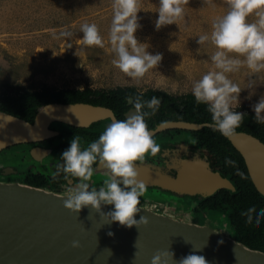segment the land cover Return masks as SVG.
Wrapping results in <instances>:
<instances>
[{
	"label": "water",
	"instance_id": "water-1",
	"mask_svg": "<svg viewBox=\"0 0 264 264\" xmlns=\"http://www.w3.org/2000/svg\"><path fill=\"white\" fill-rule=\"evenodd\" d=\"M106 116L115 118L111 108L82 101L46 103L33 122L0 109V150L10 144L35 141L55 133L49 127L53 119L89 125ZM8 117L14 120L9 121ZM204 124L172 122L160 125L152 133L166 126L198 128ZM230 139L244 155L254 183L264 195V143L245 132H236ZM136 166L140 171L148 169L157 176L141 173L139 179L146 184H163L204 194L222 186L232 187L228 178L211 170L206 162L204 176L192 179L187 186L181 185V181L189 177L187 167L180 169L175 177L145 164ZM159 177L164 178L163 181ZM166 179L179 182L171 184ZM65 193L66 190L0 179V264H151L158 250L173 252L172 264H178L181 258L193 252L203 255L208 264H264L263 250L250 247L210 224L140 204L141 212L135 218L144 216L148 223L129 228L110 222L108 217L90 207L79 213L67 209ZM113 209V205L102 206L105 213ZM74 240L79 241V247H72Z\"/></svg>",
	"mask_w": 264,
	"mask_h": 264
},
{
	"label": "clouds",
	"instance_id": "clouds-1",
	"mask_svg": "<svg viewBox=\"0 0 264 264\" xmlns=\"http://www.w3.org/2000/svg\"><path fill=\"white\" fill-rule=\"evenodd\" d=\"M225 3L228 10L213 20L211 33L198 36L200 46L210 43L215 47L210 56L214 67L193 82L191 92L198 104L207 106L213 130L231 138L243 123L245 113L234 110V106L240 104L242 88L229 78V74L245 67L250 76L264 71V0H225ZM188 4L189 0H159L156 29L177 24L184 17V7ZM205 4L215 7L213 0H205ZM111 6L113 15L108 42L116 57L112 63L127 77L141 80L150 69L157 67L162 54L149 53L148 45L139 42L135 36L141 27L138 17L140 0H112ZM251 16L256 17L254 22L249 21ZM80 31L85 46L105 47L97 24L83 23ZM61 35L70 36L71 33L63 32ZM253 85L250 83L248 87ZM160 103L156 96L148 101L135 97L132 99L135 111L125 119H112L99 138L86 148H81L78 136L73 137L70 147L60 157L62 165L58 166L65 179L69 175L79 179V183L66 189L64 206L67 209L79 213L83 208L90 207L101 216L108 217L110 222L129 228L148 223L144 216L138 220L135 218L141 212L140 198L147 189L146 183L139 179L136 164H143L147 155L156 156L160 152V146L146 122V117L155 115ZM145 108L149 111H144ZM253 111L256 123L264 124V96L253 105ZM8 120L14 118L8 117ZM225 163L235 164L231 159H226ZM96 164L105 170L107 177L99 189L89 183L95 171L93 165ZM104 205H113L114 209L105 213L102 210ZM241 215L246 217L248 224L255 219L256 226H259L264 218V209L257 212L255 207H251ZM109 235L113 233L109 232ZM72 247H79V241H72ZM135 256L138 257L139 253L136 252ZM173 257L174 253L169 250H158L151 264H172ZM178 264H208V261L203 255L193 252L181 258Z\"/></svg>",
	"mask_w": 264,
	"mask_h": 264
},
{
	"label": "rangeland",
	"instance_id": "rangeland-1",
	"mask_svg": "<svg viewBox=\"0 0 264 264\" xmlns=\"http://www.w3.org/2000/svg\"><path fill=\"white\" fill-rule=\"evenodd\" d=\"M213 3L214 8L206 5L205 0H189L185 15L177 24L157 30L159 0H140L141 27L135 36L148 45L149 53L162 54V60L143 79L133 80L112 63L116 58L108 42L112 0H0V98L25 90H109L126 85L139 90H165L178 96L192 93L193 82L214 67L210 56L216 50L210 43L200 46L198 36L210 34L213 20L228 10L225 0ZM255 19L249 17L250 22ZM83 23L98 25L104 48L83 44ZM63 32L71 35H61ZM229 78L242 88L240 104L234 109L253 110V105L264 96V71L250 76L245 67L229 74ZM250 83L254 84L251 88ZM140 200V204L151 201L143 196ZM168 209L179 217L198 222L196 216L201 223L223 230V218L217 213L195 211L192 205L185 211Z\"/></svg>",
	"mask_w": 264,
	"mask_h": 264
},
{
	"label": "flooded vegetation",
	"instance_id": "flooded-vegetation-1",
	"mask_svg": "<svg viewBox=\"0 0 264 264\" xmlns=\"http://www.w3.org/2000/svg\"><path fill=\"white\" fill-rule=\"evenodd\" d=\"M140 92H146V90H140ZM166 93H168V96H164L163 94L157 96L161 103L155 115L146 117V122L151 133L160 125L172 122L188 121L205 124L198 128L166 126L152 133L154 140L160 146V152L156 156L147 155V159H145L143 164L156 171L177 177L180 169L184 167L188 168V166L192 165L190 162L194 163L196 161L198 170L201 167L203 168L204 162H206L211 170L217 171L223 177L228 178L232 183V187L222 186L211 193L204 194L201 192L192 193L187 189L180 190V188L166 187L163 184H146L147 189L143 197L144 199L151 200L148 203L149 205L160 210L169 211L168 208H170L174 211H185L192 205V210L195 211L217 213L223 218V224L220 227L238 239L232 228V220H234L233 216L239 213L238 210L241 209V200L239 201V199L242 197L243 185L250 182L256 187L247 161L230 138L224 137L220 132L213 129L207 130L208 127H211V121L191 119L193 116L187 113L188 111L184 107V104L181 103L180 97L168 91ZM101 94L93 92L91 96L97 98ZM171 96L175 97V99H172ZM134 98L135 96H127L125 102L115 104L116 108L100 103H88L109 107L113 110L115 119H125L128 114L135 111L132 105V99ZM51 102L68 103L79 102V100L42 102L30 117L9 110L5 111L33 122L38 110L46 103ZM144 111L149 110L145 108ZM112 119L114 118L110 116L101 117L92 121L89 125H74L60 119L51 120L49 127L55 133L35 141L10 144L0 150V177L3 175L7 176V179H0L22 181L30 184L37 183V185L56 191H64L68 187L74 186L76 183H79L78 178L69 175L65 179V174L62 171H58V166L63 163L60 159L63 151L70 147V142L75 135L80 138L81 148H86L91 142L99 138ZM156 119L159 120L157 121ZM248 126L250 129L242 127L241 124L236 129V132L251 134L264 143V124H248ZM226 159H231L235 164L227 165L225 163ZM137 164L141 163L137 162ZM93 167L95 171L89 183L91 187L99 189L107 177L105 176V170L100 165L96 164ZM144 175L153 176L147 172ZM160 180L163 181L162 179ZM243 181L244 183H242ZM161 192L167 194L160 195L159 193ZM155 194H157V199L152 196ZM254 205L261 207L264 206V203ZM261 209H258V211ZM194 218L200 222L196 216ZM258 249L264 251V248Z\"/></svg>",
	"mask_w": 264,
	"mask_h": 264
},
{
	"label": "trees",
	"instance_id": "trees-1",
	"mask_svg": "<svg viewBox=\"0 0 264 264\" xmlns=\"http://www.w3.org/2000/svg\"><path fill=\"white\" fill-rule=\"evenodd\" d=\"M93 92L102 93L99 97H93L91 94ZM163 94L168 96L165 90H159L150 88L146 92H140L135 86L126 85V86H117L109 90L99 89V88H64L60 90H25V91H16L14 93H7L1 96L0 108L3 110H9L17 114L26 115L30 117L34 114L37 106L42 102H48L53 100H63V101H87L92 103L105 104L107 106H112L116 108L118 102L126 101L127 96L140 97L141 100L148 101L151 100L153 96H159ZM181 103L184 104V107L188 111L189 115H192L191 119L195 118L198 120H208L211 121V114L207 110V106L204 104H198L195 101L192 93H186L180 95ZM172 99L175 97L171 96ZM238 112L245 113L242 127L250 129L248 124L258 125L255 121V112L252 109L249 110H238ZM157 121L159 119H156ZM208 129H213L208 127ZM244 183V181L242 182ZM34 185H37L34 184ZM41 186V185H39ZM157 199L156 195H152ZM241 200V209L238 210L239 213L233 216L232 228L236 233L237 240H241L246 245L254 248H264V218L261 220V224L256 226L255 219L252 224L246 222V217L241 215L242 212L246 211L251 207H255L257 212L258 209L264 208V206L256 207L253 204L261 205L264 203V195L260 193L254 185L250 182L243 185L242 197Z\"/></svg>",
	"mask_w": 264,
	"mask_h": 264
},
{
	"label": "bare ground",
	"instance_id": "bare-ground-1",
	"mask_svg": "<svg viewBox=\"0 0 264 264\" xmlns=\"http://www.w3.org/2000/svg\"><path fill=\"white\" fill-rule=\"evenodd\" d=\"M190 163H192V165L190 167L188 166V169H190V171L188 173L189 177L186 180L181 181V185L187 186L192 181V179H195L196 177L198 178V177H203L204 176V172H205L204 168L201 167L198 170L196 161L194 163L193 162H190ZM139 172H140V175H141V173H143V172L149 173L150 171L148 169H146V171H144V170L140 171L139 170ZM149 174H152V173H149ZM143 175H144V173H143ZM152 175H153V177L154 176L157 177L155 174H152ZM209 177H211V176H209ZM159 178L164 179L162 177H159ZM166 181H167V183H171V184H176L177 181L179 182V180L172 181V180H168V179H166Z\"/></svg>",
	"mask_w": 264,
	"mask_h": 264
},
{
	"label": "built area",
	"instance_id": "built-area-1",
	"mask_svg": "<svg viewBox=\"0 0 264 264\" xmlns=\"http://www.w3.org/2000/svg\"><path fill=\"white\" fill-rule=\"evenodd\" d=\"M156 208V207H155ZM164 211H166V210H164Z\"/></svg>",
	"mask_w": 264,
	"mask_h": 264
}]
</instances>
